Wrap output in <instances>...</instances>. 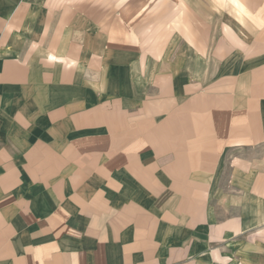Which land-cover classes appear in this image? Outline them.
<instances>
[{
    "label": "crops",
    "instance_id": "0c3cea01",
    "mask_svg": "<svg viewBox=\"0 0 264 264\" xmlns=\"http://www.w3.org/2000/svg\"><path fill=\"white\" fill-rule=\"evenodd\" d=\"M3 17L0 264H264V0Z\"/></svg>",
    "mask_w": 264,
    "mask_h": 264
},
{
    "label": "rangeland",
    "instance_id": "374dc122",
    "mask_svg": "<svg viewBox=\"0 0 264 264\" xmlns=\"http://www.w3.org/2000/svg\"><path fill=\"white\" fill-rule=\"evenodd\" d=\"M125 0H0V15L15 26H80L105 22ZM8 13V15H7ZM159 14L149 20L162 26Z\"/></svg>",
    "mask_w": 264,
    "mask_h": 264
}]
</instances>
